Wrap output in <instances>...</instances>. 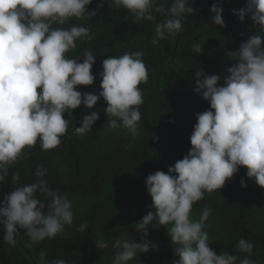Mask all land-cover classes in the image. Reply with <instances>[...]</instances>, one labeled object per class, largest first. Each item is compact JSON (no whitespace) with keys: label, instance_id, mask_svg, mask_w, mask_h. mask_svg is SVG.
<instances>
[{"label":"clouds","instance_id":"clouds-1","mask_svg":"<svg viewBox=\"0 0 264 264\" xmlns=\"http://www.w3.org/2000/svg\"><path fill=\"white\" fill-rule=\"evenodd\" d=\"M93 0H0V182L8 175V167L26 148L40 141L43 150L55 149L67 132L65 112L83 104L93 109L100 98L107 103V125L116 129L117 121L132 135H138L143 103L140 84L147 80L142 52L109 56L103 60L101 91L81 93L78 86H91L96 77V56L84 52L82 62L66 57L76 47L75 41L89 36L83 26L54 28L67 19L82 17ZM116 7L127 9L137 21L154 19V0H112ZM103 5H101L102 7ZM164 19L156 24L153 43L175 35L182 29L184 14H193L189 0H174L170 8L157 9ZM210 11L215 25L224 27L223 8L214 4ZM94 14V13H93ZM241 22L251 20L264 31V0H248L245 8L233 10ZM202 53L200 46H195ZM238 60L227 69L223 86L220 75L195 72V93L202 95L210 108L196 114L197 123L190 137L187 155L169 166L168 172L156 171L147 177V191L152 208L135 230L142 233V243L134 238L114 237L111 242L98 240V249H114L112 264H128L137 254L148 253L156 245L150 242L148 228L156 224L167 228L175 245L178 261L173 264H236L237 256L217 255L203 230L210 209L205 208L198 221L192 220L194 203L205 192L222 189L241 167L247 177L264 188V36L252 35L236 52ZM38 89L40 91H38ZM100 119L96 111L85 115L75 128L83 136ZM37 176L43 175L37 169ZM13 182L19 180L14 174ZM242 187H247L241 181ZM50 198L47 205L37 193ZM0 206V224L4 240L15 244L17 226L25 230L32 242L54 238L73 223L72 204L68 196L49 188L46 182L16 187L5 196ZM155 222V224H154ZM87 228L80 226L81 231ZM238 249L251 253L253 245L240 239ZM44 254H41L43 261ZM55 264H66L63 259ZM240 264H254L250 259Z\"/></svg>","mask_w":264,"mask_h":264},{"label":"trees","instance_id":"trees-1","mask_svg":"<svg viewBox=\"0 0 264 264\" xmlns=\"http://www.w3.org/2000/svg\"><path fill=\"white\" fill-rule=\"evenodd\" d=\"M247 3L248 0H189L195 11L183 15L182 29L155 44L156 24L164 19L157 9L170 8L169 0L154 1L151 21H137L112 0H93L82 17L69 18L63 25L53 24L54 28L88 29L89 36L78 38L76 47L66 53L67 58L80 62L86 51L96 56L94 84L78 86L76 90L81 93L99 95L104 59L143 53L147 80L140 84L143 103L138 106L139 134L132 135L119 120L120 126L111 129L107 125L110 118L104 111L107 103L100 98L93 109L82 104L73 112H65L68 129L55 149L43 150L39 140L35 146L26 148L9 165L8 175L0 182V206L14 188L43 181L53 191L68 196L73 223L65 225L54 238L39 242H32L25 230L17 226L15 244L4 240L5 232L0 224V264H55L60 259L66 264H112L114 249H98V240L111 242L120 236L143 242L135 224L154 211L147 177L156 171L167 173L169 166L188 154L196 114L210 108L202 95L194 91L195 72L203 70L207 75H220L218 86H223V77L238 60L236 52L241 45L252 35L264 36L250 15L241 22L233 14V10L239 11ZM214 4L223 8L224 27L213 23L210 9ZM197 45L202 53L194 50ZM93 111L99 113L100 119L92 130L83 136L76 134L75 128L82 126L84 116ZM37 169H42L43 175L37 176ZM14 174L19 175L16 182L12 179ZM242 180L247 187L241 186ZM37 198L47 211L50 198L39 192ZM205 208L210 209V214L203 230L217 255L237 256L236 264L245 258L254 264H264V188L247 177L246 168L241 167L222 189L205 192L204 198L194 203L190 218L200 220ZM82 224L87 225L83 231L79 230ZM155 226L148 228L147 239L156 240V247L137 254L128 264H173L180 259L167 228ZM242 238L253 245L251 253L238 249Z\"/></svg>","mask_w":264,"mask_h":264},{"label":"rangeland","instance_id":"rangeland-1","mask_svg":"<svg viewBox=\"0 0 264 264\" xmlns=\"http://www.w3.org/2000/svg\"><path fill=\"white\" fill-rule=\"evenodd\" d=\"M149 241L152 242V243H154V244H157V241L154 240V239H150ZM161 246H163V248H168V246L165 245V244H162Z\"/></svg>","mask_w":264,"mask_h":264},{"label":"water","instance_id":"water-1","mask_svg":"<svg viewBox=\"0 0 264 264\" xmlns=\"http://www.w3.org/2000/svg\"><path fill=\"white\" fill-rule=\"evenodd\" d=\"M154 1H156V0H154ZM170 1V4H169V6H171L172 5V3L174 2V0H169Z\"/></svg>","mask_w":264,"mask_h":264}]
</instances>
